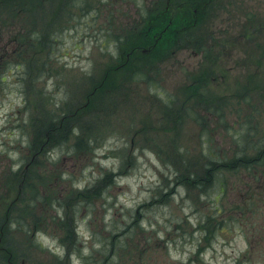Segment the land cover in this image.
Listing matches in <instances>:
<instances>
[{
  "label": "rangeland",
  "instance_id": "1",
  "mask_svg": "<svg viewBox=\"0 0 264 264\" xmlns=\"http://www.w3.org/2000/svg\"><path fill=\"white\" fill-rule=\"evenodd\" d=\"M52 1L53 15L73 14L75 20L61 30L50 57L47 45L30 47L29 42L21 50L26 62L19 66L5 56L14 43L0 54V194H11L0 204L18 210L20 223L12 228L9 243L14 263L83 264L79 250L89 264H105L113 236L135 223L132 238H119L127 247L113 264H264V250L248 247V226L232 222L210 236L212 226H204L205 214L213 215L217 205L223 218L239 215L240 201L249 195L245 174H225L234 186L230 194L219 193L217 182L208 194L175 182L177 170H185L184 160L197 161L214 149L223 159L235 150L232 135L205 106L220 108L226 124L235 122L236 130L238 103L245 102V95L254 96L261 114H252L264 132V98L258 91L264 93V45L247 56L249 48H258L249 39L257 40L264 31V0H223V9L217 2L215 8L210 5L208 38L220 41L218 47L221 40L228 44L216 52L204 49L209 57L203 58L197 47L173 52L175 46H170L168 54L152 59L150 52L142 54L147 37L138 35L149 0H85L84 13L71 9L67 0ZM8 2L0 1V49L9 38L7 24L18 20L7 13L10 5L3 6ZM43 5L45 23L40 25L45 30L47 1ZM98 27L110 29L116 41L110 42ZM1 32H6L3 41ZM232 38H237L234 46ZM133 46L139 54L128 68L124 54ZM198 78L205 84L191 86ZM193 87L198 94L205 87L202 92L211 103L198 95L188 102ZM241 87L242 96L235 98ZM73 106L77 108L70 114ZM198 115L206 120L203 135L193 118ZM48 124L59 134L55 141L40 143L39 128ZM62 126H71L72 134L58 144ZM77 135L82 136L78 142ZM34 142L41 144L40 152ZM258 193L260 205L264 179ZM53 249L59 261L51 257Z\"/></svg>",
  "mask_w": 264,
  "mask_h": 264
},
{
  "label": "trees",
  "instance_id": "2",
  "mask_svg": "<svg viewBox=\"0 0 264 264\" xmlns=\"http://www.w3.org/2000/svg\"><path fill=\"white\" fill-rule=\"evenodd\" d=\"M1 1V0H0ZM10 2L3 4V6L8 7L9 5L12 7L8 10V14L13 17H18V20L13 18L7 24V32L12 33L15 37L14 39L19 43L17 47H20V50L23 49V43L26 40H29L30 47L34 44L38 45H47L49 48V54L47 57H50L51 49L53 48V43L59 37L58 35L62 34V31H65L68 27L67 24L73 20H75V16L73 14H66L64 18L60 15H53L52 12L54 10V3L52 0L47 1L49 19L46 22L45 30L44 26L40 24H44L43 19L44 5L43 0H9ZM189 3L192 0H188ZM201 1V0H200ZM65 3L69 4V7L76 11L77 9H81L84 13V7L88 6V3L85 0H67ZM194 4H187L185 2V7L182 8V11L177 13L175 16V20H181L185 16L190 18L191 7ZM84 9V10H83ZM97 13L101 12V9L96 8ZM87 12V11H86ZM38 14L41 16H38ZM40 18V19H39ZM6 21V20H5ZM58 21V22H57ZM63 21V24L60 26V23ZM179 26L182 25V22L178 23ZM43 27V28H42ZM44 30V31H43ZM43 31V33H41ZM61 32V33H60ZM195 38L198 39L199 44H202L200 37L188 36L182 38L181 41H192ZM264 44L255 43L254 47L256 50L254 54L259 53V47H262ZM264 54V51H261L260 57ZM14 58L18 64H22L26 62V59L22 56L21 51L14 54ZM28 63V62H27ZM29 64V63H28ZM131 77H137L136 75H132ZM38 79V77H36ZM34 81V79L32 80ZM33 84V83H32ZM204 87H202L203 89ZM263 89V88H262ZM261 96L264 98V93L260 92ZM264 90V89H263ZM201 99L204 100L205 104H210L211 100L209 96L206 97V94L198 95ZM254 97V96H253ZM252 96L245 95V102L238 103V109L236 112V118L241 119L238 122V127L236 130L234 129L235 122L228 126L226 124V118L222 112H220V108L216 106H205L207 111H211L214 116H218L221 118V121L224 125V129L228 131L229 134L232 135L233 141L232 144L235 147L233 151V155L231 157H224L220 159V151L214 149L211 152L208 151L207 156L200 155L197 161H189L184 160L185 170L179 171L177 170L175 182L178 185L185 186L186 188L198 189L202 194H208V190L211 189L213 185L217 182L221 187L219 193L226 194V190H229V193L233 190V183L226 182V173L237 174L240 173V176L243 174H248L250 178L245 179V188L248 195L246 199L240 201L238 206L239 215L233 217L232 214L229 215V218H223L222 213L223 209L220 206H215L212 209L213 215L205 214L204 217V226L209 227L212 226L209 236L212 233L219 232L220 230L228 228L229 223L237 224V225H246L249 229L246 232V240L249 243L250 248H261L264 250V213L262 214V209L264 208V199H261L260 205L259 202H255V200L261 195L258 193V183L264 179V132L263 128L260 126L259 120H256L257 115L252 114L253 112L261 114L259 112V104L253 100ZM76 106V105H75ZM73 106L69 113L73 114L77 107ZM193 111V110H191ZM245 112L243 115L242 113ZM221 113V116L218 115ZM193 118L198 122L202 128H205L206 120H204L203 116L198 115L193 116ZM63 127V126H62ZM61 127V128H62ZM54 126L52 124L45 125L44 127H40L37 135L39 137V141L41 143V139L43 141H47L50 143L52 140L55 141L56 135L59 134V130L55 132ZM71 126L66 128L63 127V133L61 134L60 142L58 144H62L65 142L70 135L72 134ZM207 132V131H206ZM82 136L77 135V142L80 140ZM37 145L36 149H40L41 144L39 142H34ZM81 143V142H80ZM204 161V162H201ZM112 175L113 173L110 172ZM114 176V175H113ZM103 179H108L104 176ZM217 202V200H216ZM246 211L249 213L247 214ZM246 218V221L243 223V219ZM135 223L131 225H126L123 227L118 233H116L113 238L115 241H111L109 244V260L105 262V264H113L114 258L120 256V252L127 247V242L123 243L119 241V238L124 236L125 238H132L134 234L133 228L135 227ZM240 227V229H241ZM262 256H264V251L260 252ZM121 257V256H120Z\"/></svg>",
  "mask_w": 264,
  "mask_h": 264
},
{
  "label": "flooded vegetation",
  "instance_id": "3",
  "mask_svg": "<svg viewBox=\"0 0 264 264\" xmlns=\"http://www.w3.org/2000/svg\"><path fill=\"white\" fill-rule=\"evenodd\" d=\"M149 2L151 5L146 10L149 18H147V20H140L138 35L142 36L144 34L148 39L152 40L148 45L154 48L158 44L160 49H163V40H168V42H173L174 44V38H180L187 35V32H190L198 25L206 26V22H210L211 20H208V15L212 12L209 11L212 7L207 4L201 5V11L199 14L197 13L196 8H191L192 16L189 15L190 18L185 16L181 20H175L174 17L177 13L181 12L182 8L185 7L184 1L176 4H174L173 0H149ZM179 22H182L181 26L178 25ZM146 41L148 40L146 39ZM172 51L174 52L175 50ZM126 54L127 57H130L129 52ZM9 196H11V194H7V199ZM3 198V194H0L1 201H4ZM10 203L13 204V199ZM13 225L14 210L13 207H9L8 203L5 208H0V245L9 246V243H11L13 239ZM7 262L9 264H14L13 254L8 256Z\"/></svg>",
  "mask_w": 264,
  "mask_h": 264
},
{
  "label": "clouds",
  "instance_id": "4",
  "mask_svg": "<svg viewBox=\"0 0 264 264\" xmlns=\"http://www.w3.org/2000/svg\"><path fill=\"white\" fill-rule=\"evenodd\" d=\"M174 258H176L175 255H174ZM207 258H208L207 255H205V259H207Z\"/></svg>",
  "mask_w": 264,
  "mask_h": 264
}]
</instances>
